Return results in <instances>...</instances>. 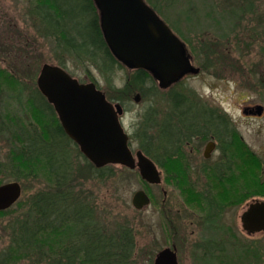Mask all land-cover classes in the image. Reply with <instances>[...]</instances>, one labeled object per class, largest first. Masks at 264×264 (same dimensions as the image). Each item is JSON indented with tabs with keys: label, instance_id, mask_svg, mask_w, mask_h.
Returning <instances> with one entry per match:
<instances>
[{
	"label": "rangeland",
	"instance_id": "374dc122",
	"mask_svg": "<svg viewBox=\"0 0 264 264\" xmlns=\"http://www.w3.org/2000/svg\"><path fill=\"white\" fill-rule=\"evenodd\" d=\"M43 1L0 0V132L2 126L6 128L0 138L9 140L4 147L0 143V185L20 183L22 195L19 202L23 207L29 206L23 210L19 205H13L9 211L0 213V264H37L38 256L34 251L29 255L17 254L14 258L7 256L11 244L18 247L19 238L15 235L19 220L25 223L24 215L32 211L29 222H36V193L46 191L52 182L48 155H56L55 159L69 158L72 179L77 186L75 191H81V201L78 202L92 209L95 220L108 230H113L117 224L133 229L136 243L133 264H152L156 254L165 248L176 252L178 264H192V247L198 234L195 229L200 220L191 224L196 218L194 210L183 209L172 184L168 182L166 189L169 211L174 212L175 217H164L160 208L163 199L161 186L147 185L137 168L126 172L119 165H113V176L106 180L93 178L85 170V160L77 146L66 140L60 141L58 137L51 139L57 121L36 92V80L43 64L59 67L63 63L64 68L60 67L72 77L84 83H94L107 97L114 99L112 104L119 103L127 110L122 126L129 135L132 151L139 150L140 146L149 148L159 162L162 123L169 124L172 134L178 130L179 117L190 122L188 114L172 106V91L181 93L193 107H208V103L213 108L221 107L239 122L238 104L248 96L252 98L254 93L251 89H247L244 95L238 93L236 68L242 58L247 69L252 70V61L264 53V0H146L183 41L185 51L201 71L189 74L178 86L161 88L155 81L157 91L145 94L133 87L132 70L124 65L110 74L104 73L103 77L92 61L68 55L57 44V37L46 36L39 17L41 14L37 13L41 9L37 7ZM64 2L72 17L65 19L67 26L78 31L89 30L91 25L87 24H90L91 15L84 13L87 10L85 2ZM220 57L223 62L219 64ZM17 91L20 93L15 95ZM136 94L140 95L138 101H135ZM19 127L26 139L28 136L36 139V153L31 154L26 148L21 152L20 162L9 163L11 144L19 146L17 140L12 141L10 132L12 129L19 131ZM242 132L248 143L256 144L263 139L254 135L252 125L244 126ZM138 190H144L150 198L149 206L142 210H135L132 205L133 194ZM185 197L190 205L192 202L187 200V195ZM195 212L201 219L203 211ZM259 243L264 250V240ZM244 244L253 245V239L245 237Z\"/></svg>",
	"mask_w": 264,
	"mask_h": 264
},
{
	"label": "flooded vegetation",
	"instance_id": "af4514ba",
	"mask_svg": "<svg viewBox=\"0 0 264 264\" xmlns=\"http://www.w3.org/2000/svg\"><path fill=\"white\" fill-rule=\"evenodd\" d=\"M189 57L192 71L170 87L178 86L189 74L201 71L194 65L193 57ZM222 62L220 57L217 63ZM252 67V70L247 69L245 60L240 58L236 68L238 93L244 95L247 89L254 93L252 98L248 96L240 104L237 103L239 122L223 108H213L209 103L208 107H193L181 93L173 91L172 106L188 114L190 122L179 117L176 123L178 130L172 134L169 124L162 123L160 160L157 164L161 179L157 185L161 186L163 195L160 208L164 217H175L174 212L169 211L166 189L169 182L183 209L194 210L196 218L191 224L200 220L199 227L195 229L198 234L192 247V264H264V250L259 245L264 240V229H256L258 224H250L253 229L245 225V214L250 207L264 203V53L252 61ZM42 98L57 121L51 139L58 137L62 141L66 137L78 146L63 130L52 104ZM126 113L123 106L122 114L117 116L122 125ZM200 120L203 122H198ZM250 125L254 135L263 138L256 144L248 143L242 132L244 126ZM2 128L1 134L6 129ZM10 133L12 141L17 140L19 146L11 144L9 163L20 162L21 152H25L26 148L29 153H36V139L34 141L30 136L26 139L20 127L19 131L12 129ZM4 138H0L1 147L8 144L9 140ZM21 195L22 187L19 198L6 210L13 205L29 209V206L23 207L19 202ZM185 195L192 202L190 205L186 203ZM195 211H203L201 219L197 218ZM245 237L253 239L254 244L245 245Z\"/></svg>",
	"mask_w": 264,
	"mask_h": 264
},
{
	"label": "water",
	"instance_id": "95a60500",
	"mask_svg": "<svg viewBox=\"0 0 264 264\" xmlns=\"http://www.w3.org/2000/svg\"><path fill=\"white\" fill-rule=\"evenodd\" d=\"M99 14V25L112 55L130 70L143 69L158 86L167 88L192 71L190 57L183 41L144 0H93ZM40 93L54 107L67 135L96 168L119 165L137 168L147 184H159L160 173L155 162L141 150L134 153L128 135L117 116L123 108L107 100L94 83H80L58 65L45 63L37 80ZM140 99L136 94L135 101ZM16 182L0 185V211L19 198ZM144 190L133 194L135 210L149 206ZM246 226L264 229V203L252 205L245 214ZM176 252L159 251L152 264H178Z\"/></svg>",
	"mask_w": 264,
	"mask_h": 264
},
{
	"label": "trees",
	"instance_id": "16d2710c",
	"mask_svg": "<svg viewBox=\"0 0 264 264\" xmlns=\"http://www.w3.org/2000/svg\"><path fill=\"white\" fill-rule=\"evenodd\" d=\"M83 2L87 6L84 13L89 12L88 15H91L90 24L86 22L87 25H91L87 31H78L74 27L67 26L65 19L71 16L64 0H44L37 7L41 9L36 11L41 14V16L38 15L46 30L45 35L57 37V44L63 48L64 52L79 60L92 61L102 71V76L104 73L110 74L111 71L114 72V69H120L123 65L112 55L106 45L98 24L99 14L94 1L83 0ZM78 22L81 24V20ZM60 66L64 68L63 63ZM131 75L133 87L142 94L148 93L147 91H157L155 80L147 70L136 69ZM37 93L40 95L39 91ZM40 97L43 99L41 95ZM107 99L114 101L111 97ZM65 138L63 140L72 143ZM73 145L76 147L75 144ZM140 149L147 157L158 163L149 148L140 146ZM38 154L43 155L42 152ZM79 154L85 160V170L91 173L93 178L106 180L115 174L113 165L96 168L81 152ZM55 157L56 155L46 157L52 182L51 185H47L46 191L36 193V203H34L36 222H29L32 211L24 215L25 223L19 220L15 235L19 238H17L18 247L11 244L7 257L14 258L17 254L29 255V252L34 251L36 257L38 256L37 264L39 262L45 264H133L132 258L136 247L133 229L124 224H117L113 230H108L103 223L95 220L92 209L85 208L82 202H78L81 201V191H75L77 186L72 179V165L68 161L69 158L55 159ZM50 162L52 164L49 168ZM121 169L130 172L126 168ZM7 211L9 210L0 213ZM44 219H47V222ZM34 238L36 243L33 242ZM49 240L51 242H48Z\"/></svg>",
	"mask_w": 264,
	"mask_h": 264
}]
</instances>
